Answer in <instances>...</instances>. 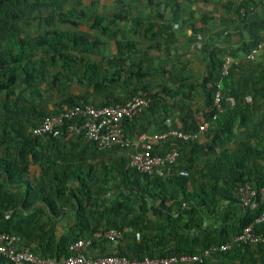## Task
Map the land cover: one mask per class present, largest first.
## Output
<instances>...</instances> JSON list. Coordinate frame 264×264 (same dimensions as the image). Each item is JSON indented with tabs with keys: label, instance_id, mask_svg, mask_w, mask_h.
<instances>
[{
	"label": "trees",
	"instance_id": "trees-1",
	"mask_svg": "<svg viewBox=\"0 0 264 264\" xmlns=\"http://www.w3.org/2000/svg\"><path fill=\"white\" fill-rule=\"evenodd\" d=\"M147 2L152 6L160 5L156 0H147ZM56 3L57 0H0V95L3 93L8 100L21 73L24 77L20 81L23 86L20 92L33 91L39 94L34 82L40 78L41 72L35 63L74 69L80 74L79 81L92 90L119 80L120 71H116L109 79L105 69L106 74L101 77L100 64L90 57L87 58L94 49L103 45L100 40L89 38L87 34L71 33L61 29H49L45 33L31 37L22 35L19 19L31 15L40 8L48 7L51 10L47 20L49 22L54 17L52 14L58 10ZM165 5L174 13H178L180 3L177 0H167ZM59 14L60 23L78 25L81 19L90 18L92 21L90 27L99 29L103 36H115L117 33V29L108 28L110 19L101 14L88 17L85 10H77L75 7L69 12H59ZM71 16L74 18L72 19ZM160 16L161 13L157 12V17ZM111 18L123 20L125 16L116 12ZM146 28L150 31V34L146 35L151 40L156 39L160 34L153 31L151 23H147ZM256 43L257 41L254 44ZM117 47L119 51L126 50L131 53L135 43L118 42ZM210 59L211 67L203 83L207 88L208 106L203 118L207 121H211L213 113L209 109L211 94L220 79L223 62L212 54ZM131 76L139 79L141 74L129 72L126 80L131 79ZM54 78H57V74ZM225 91L223 86L222 93ZM251 91V102H236L219 114L216 119L217 124H212L206 130L210 138L204 146H197L196 141L184 143L177 140L176 142L189 145L191 157L186 156V161L193 163L196 153L211 152L216 144L223 142V136L230 140L236 128L244 127L253 120L249 112L258 110L261 113L260 119L254 123V129L248 134L249 139H256L255 145L247 143L225 150L213 161L205 163L201 169L188 170L187 176L173 174L164 180L138 171L124 157L114 162L101 159L98 165H91L88 169L82 168L81 164L74 162L77 158L81 159L82 153L58 152L59 142L69 134L65 127L62 128V134L58 138L44 140L31 134L27 128L34 124L32 116L38 115L42 118L47 115V111L37 105L36 99L19 97L21 94L19 93L14 101L13 118L6 123H0V143L8 144L7 147L0 146V233L15 234L20 238L22 248L28 249L40 258L59 262L69 255L68 246L75 240L97 230L115 228L123 231L125 226L123 220L129 225L138 222L139 218L134 215L126 219L131 211L129 203L131 198L160 199L164 203L180 202L179 195H171L173 186L186 198L187 203H191L190 209L193 215L198 210L193 203L196 198L213 207L221 199L236 202L233 192L238 185L250 182L255 186H264V73L255 78ZM257 98L260 102L255 103L254 100ZM119 100L116 98L114 101ZM61 103L73 106L88 104V101L85 97H80L77 101L72 96H68ZM132 121L125 120L123 123L126 136L129 135L125 130ZM195 128L193 126L182 130ZM11 131L15 136H11ZM88 143L93 144L90 141ZM93 146L98 155L106 154L104 150H109L98 149L94 144ZM177 147L180 150V146ZM34 164L40 167L38 177H34L29 172V167ZM115 190H122L125 196L118 204L102 207L93 201V194L100 196ZM65 199H73L75 202V222L66 232L57 234L55 224L66 210L63 203L61 204ZM261 209L262 205L242 208L241 216L233 217L225 226L221 225L222 227L215 229L206 227L200 238L195 237L190 240L182 232V229L189 226L180 224L177 217L171 216L164 224L154 225L155 229L162 233L159 242L167 244L171 240L174 243L173 249L159 253L158 256L194 254L226 243L252 223ZM194 217V225L201 226L202 219ZM224 219H226L225 215L221 217V221L223 222ZM255 230L264 236V223L256 225ZM195 244L199 245V248H195ZM134 246L137 249L136 255L117 254L128 257L155 255L150 252L145 242H135ZM216 256L228 259L233 264H236L235 262L264 264V242L240 244L213 255ZM207 260L209 258L201 264H208ZM0 264L13 263L0 254Z\"/></svg>",
	"mask_w": 264,
	"mask_h": 264
},
{
	"label": "crops",
	"instance_id": "crops-1",
	"mask_svg": "<svg viewBox=\"0 0 264 264\" xmlns=\"http://www.w3.org/2000/svg\"><path fill=\"white\" fill-rule=\"evenodd\" d=\"M104 1L119 2L118 6H121L118 11L126 15L127 22L125 23L131 27L130 30L128 26L122 30L119 22L115 27L109 28L117 29L116 35L109 37L113 38L114 42L133 41L135 43L132 52L123 50L118 61L117 44L107 49L113 62L107 70L108 78L110 79V75L116 73L119 66L124 68V72L117 82L108 84L106 103L124 102L134 94H143L148 98L142 113L125 130L128 137L137 139L141 135L148 136L170 129L182 130L199 125L204 120V113L208 110L207 88L203 83L211 67V54L219 60L228 59L231 62L229 78L219 81L226 89L223 93L225 108H230L240 101L251 102L253 81L258 75L264 73V50L256 54L253 60H246L245 54L256 41H264V0L243 2L241 6L244 8V14L238 10L237 0H177L180 3L177 14L165 5L167 0H156L159 6H152L147 0H140V2H136L137 0H92V2ZM114 11V13L118 12L115 9ZM157 12L161 13L160 17H157ZM147 23L153 25V31L160 33L156 39L151 40L147 37L146 34H150L146 28ZM119 34L123 37V41H118L121 38L118 37ZM104 49L105 47L102 46L97 48L98 55ZM129 72L139 73L141 77L137 79L131 76V79L127 81L126 76ZM116 85H121V87H116ZM85 86L87 87L86 84ZM90 90L93 92L98 89ZM82 97L86 98L88 104L95 106L106 104L102 102L104 101L103 94L97 97L95 95ZM116 98L120 100L114 101ZM254 102L257 103L260 100L257 98ZM64 106L66 105L55 106L48 99L45 109L47 114H50ZM249 115L253 120L244 127L238 128L239 132L244 134L243 141L242 136H239L240 145L216 144L211 152L196 153L194 157L192 156L193 163L186 161V156L191 157L190 147L186 144H178L169 140L158 144L155 151L163 152L170 144L179 145L181 154L177 160L176 169L177 167L187 171L194 170V168L201 169L205 163L213 161L225 150L247 143L255 145L256 139H249L248 134L254 129V123L260 119L261 113L258 110H252ZM40 120L41 118L35 120L28 130L31 132L32 127ZM205 131L196 140L197 146H204L208 143L210 134ZM77 137V135L68 134L62 142H59L58 152L62 154L82 153L81 159L77 158L74 161L76 164L77 162L81 164L82 168L88 169L91 165H98L101 159L114 162L124 157L129 162L130 155L134 152V148L116 147L104 150L106 154L98 155L93 144L88 143L89 141L83 137ZM216 148H219V152H216ZM29 172L34 177H38L40 167L38 164L31 165ZM74 183L77 185V181ZM171 188H174L171 195H179L180 202L164 203L160 199L152 200L145 197L129 199L131 211L126 219L134 215L139 218V221L134 225H129L123 220L125 222L123 237L119 241L96 242L92 247L84 250V255L87 257L114 253L136 255L135 242H145L150 252L158 255L173 249L174 243L171 240L167 244L159 242V236L162 233L157 231L154 225L164 224L171 216L177 217L180 224L189 226V228L181 229L190 240L195 237L200 238L204 228L215 229L221 225L225 226L233 217H239L242 214V208L235 201L221 199L213 207L196 198L193 203L198 210L193 215L190 209L191 203H187L186 198L177 191L176 187ZM93 196V201L102 207L116 205L125 198L122 190L110 191L100 196L93 194ZM62 203L66 210L56 221L55 232L57 234L66 232L75 222L73 199H65ZM224 215L226 219L222 222L221 217ZM194 216L202 219L201 226L194 225ZM101 222L104 223L103 219ZM18 239V244L22 248L20 238ZM194 247L199 248V245L195 244ZM62 260L56 263L62 264ZM216 263L218 261L215 260L208 264Z\"/></svg>",
	"mask_w": 264,
	"mask_h": 264
},
{
	"label": "built area",
	"instance_id": "built-area-1",
	"mask_svg": "<svg viewBox=\"0 0 264 264\" xmlns=\"http://www.w3.org/2000/svg\"><path fill=\"white\" fill-rule=\"evenodd\" d=\"M238 10L244 14L241 6L246 0H237ZM264 50V41L254 44L245 54L246 60H253L260 51ZM230 60L225 59L220 68V79L226 78L230 73ZM217 82L216 89L211 94L210 111L211 121L202 120L193 130L170 129L163 133L130 138L125 135L123 123L125 120H134L147 105V98L143 94H134L124 102H110L95 106L92 104H76L64 106L54 113L47 114L32 127L31 134L47 140L58 138L62 128L69 134L80 135L92 142L98 149L112 147L134 148L130 155V163L138 171L148 175L166 178L176 174L187 176L188 171L183 168L176 169L180 157V150L176 145H169L163 152H156L155 148L161 142L177 140L181 142L196 141L201 133L212 124L225 110L222 86ZM212 122V123H211ZM233 195L237 204L242 208H254L262 205L259 214L253 222L245 226L240 233L234 235L226 243L204 249L194 254H171L169 256L143 255L141 257L126 256L123 254H105L96 257L84 255L86 248L92 247L99 241L117 242L123 237V231L115 228L97 230L85 237L79 238L68 246L69 255L62 260V264H201L218 252H224L240 244H255L264 242V236L255 230V226L264 223V186H255L250 182L238 185ZM18 236L6 232L0 233V254L13 264H57L55 260L40 258L28 249L21 248Z\"/></svg>",
	"mask_w": 264,
	"mask_h": 264
},
{
	"label": "rangeland",
	"instance_id": "rangeland-1",
	"mask_svg": "<svg viewBox=\"0 0 264 264\" xmlns=\"http://www.w3.org/2000/svg\"><path fill=\"white\" fill-rule=\"evenodd\" d=\"M136 2H140V0H137ZM117 5H112V4ZM123 4V2H120ZM57 6L58 10H56L55 14H52L54 17L52 20L47 22L48 17L51 15V10L48 7H43L38 9L36 12L32 13L31 15L24 16L21 19L18 20V24L21 28L22 35L24 37H31V36H37L39 34L45 33L49 29H61L65 31H69L71 33H77V34H87L89 38H94L97 40H100L103 45L102 47L105 49L98 55L97 49L94 50V54H88L87 58H92L93 61L100 64V76L102 77L104 74H106L105 69L108 70L112 65V59L111 56L108 53V48L110 46L117 44L118 42H114L113 38L103 36L100 33L99 29H93L91 28V19L90 18H84L81 19L78 23V25H71L69 23H60L59 18V12H69L72 8H76L77 10L83 9L85 10L88 17L92 16L93 14H101L110 19L108 28L115 27L120 22V27L122 30H125L128 26V30H130L131 27L125 19L123 20H116L111 18V14H113L115 10H119L120 6H118L119 2H91L90 0H84L81 2H78L77 0H57ZM123 10V9H122ZM119 12V11H118ZM122 15L124 13L122 12ZM126 16V15H125ZM73 19L74 17L71 16ZM134 24V23H133ZM118 37H121L118 41H123V37L119 34ZM117 41V40H116ZM119 55L117 61L119 60V57L122 55V51H117ZM102 54V55H101ZM117 61L115 62L117 64ZM37 62V61H36ZM35 66L38 67L39 71L41 72L40 78H38L34 84L35 88L37 89V92L39 94H36L35 92L31 91H25L24 93H21L20 90L22 89V85L20 84V81L23 79L24 74L21 73L18 75V81L13 86V91L11 92L9 100L4 97V94L2 93L0 95V123H6L10 119L13 118V110L15 107V97L19 95V97L24 98L25 96L28 98H34L36 99L37 105L40 106V108L44 109L46 107V104L49 102L54 104L55 106H60L62 103V100L68 96H72L75 98V100H79L82 96H101V94L104 95V101H108V88L107 86H103L100 89L91 92L90 89H88L85 84L81 83L79 81L80 74L75 72L73 69L63 68L62 66L53 67L49 65H38L35 63ZM120 71V76H122L124 72V68L119 66L118 70ZM57 74V78L55 79L54 76ZM112 75V74H111ZM110 75V77H111ZM108 76V71H107ZM124 86V85H122ZM116 87H121V85H116ZM114 89V87H112ZM147 98V96H146ZM148 99V98H147ZM101 102V103H102ZM39 103V104H38ZM255 115V114H254ZM39 118L38 115L32 116V121L34 122ZM28 126V125H27ZM29 129V128H27ZM11 136H15L14 132H10ZM239 129L236 128L234 131L233 136L231 139H227L226 136H223V142L222 145L226 144H236L240 145V135L242 136V141L244 138V134H239ZM78 138V137H77ZM8 144L0 143V146L7 147ZM215 152V151H214ZM216 152H219V148H216ZM209 162V161H208ZM33 168V167H32ZM179 168V167H177ZM195 169V168H194ZM198 169V168H197ZM200 169V168H199ZM218 261L216 264H233L230 260L221 258L220 256L211 257L207 262L210 261ZM214 263V262H213ZM236 264H241L240 262H235Z\"/></svg>",
	"mask_w": 264,
	"mask_h": 264
}]
</instances>
